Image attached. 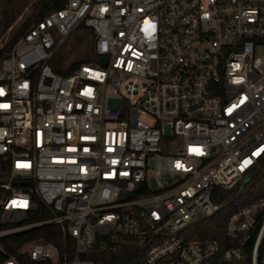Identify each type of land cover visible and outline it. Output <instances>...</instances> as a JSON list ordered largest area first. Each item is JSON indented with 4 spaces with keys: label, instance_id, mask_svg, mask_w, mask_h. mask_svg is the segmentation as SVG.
<instances>
[{
    "label": "built area",
    "instance_id": "obj_1",
    "mask_svg": "<svg viewBox=\"0 0 264 264\" xmlns=\"http://www.w3.org/2000/svg\"><path fill=\"white\" fill-rule=\"evenodd\" d=\"M80 27L98 60L57 74ZM263 159L264 0H67L0 61L3 264H96L137 245L143 264H264V201L232 214L223 242L192 238L215 191ZM50 226L55 243L5 247Z\"/></svg>",
    "mask_w": 264,
    "mask_h": 264
},
{
    "label": "trees",
    "instance_id": "obj_2",
    "mask_svg": "<svg viewBox=\"0 0 264 264\" xmlns=\"http://www.w3.org/2000/svg\"><path fill=\"white\" fill-rule=\"evenodd\" d=\"M67 0H0V41L11 31L13 26L19 19L25 16V13L32 7V12L27 15L25 21L20 25L18 30L10 38L9 42L0 51V61L5 58L16 44L18 39L24 35L33 24L41 21L47 15L54 11L62 9ZM83 35L84 42L88 44L92 41V31L84 27L78 28L66 40L73 38L75 34ZM61 45V47L66 43ZM64 57L50 61L53 70L62 76L71 75L76 69L82 65L91 64L86 60H73L67 63ZM214 201L220 206V210L210 218H202L193 226V236L195 239L209 238L223 242L224 228L228 218L235 212L249 207L254 203L264 201V159L258 164L253 174L250 176L248 183L243 187L239 183L230 190L217 189L215 191ZM42 207H38L32 221L40 220L45 216L41 214ZM58 231L55 227H45L33 229L31 231L14 235L6 244V248L13 254L30 240H45L48 243H55V236ZM57 242V241H56ZM146 257L145 248L142 245L127 247L122 253L115 256L111 253H105L95 257L96 264H143ZM21 264H32L28 256H18ZM5 257L0 253V264H3Z\"/></svg>",
    "mask_w": 264,
    "mask_h": 264
},
{
    "label": "rangeland",
    "instance_id": "obj_3",
    "mask_svg": "<svg viewBox=\"0 0 264 264\" xmlns=\"http://www.w3.org/2000/svg\"><path fill=\"white\" fill-rule=\"evenodd\" d=\"M32 7L25 13V16L21 17L19 21L13 26L11 31L0 41V51L5 47L9 42L13 34L18 30L20 25L25 21L27 15L32 12ZM84 36L80 34H75L73 38L66 41V43L60 47L55 55V59H61L64 57L67 63L72 62L73 60H86L90 61L91 64L95 63L98 60L94 52V46L92 41L86 44L84 42Z\"/></svg>",
    "mask_w": 264,
    "mask_h": 264
},
{
    "label": "water",
    "instance_id": "obj_4",
    "mask_svg": "<svg viewBox=\"0 0 264 264\" xmlns=\"http://www.w3.org/2000/svg\"><path fill=\"white\" fill-rule=\"evenodd\" d=\"M106 65H107L106 62L102 63V66H103V67H106ZM249 178H250V177H247V178L243 181V183H242V184H243V187L248 183Z\"/></svg>",
    "mask_w": 264,
    "mask_h": 264
}]
</instances>
